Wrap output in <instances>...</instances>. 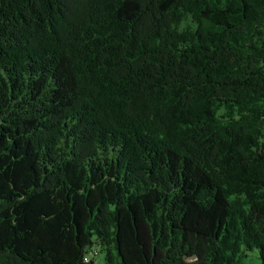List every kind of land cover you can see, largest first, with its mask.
<instances>
[{"label":"trees","instance_id":"16d2710c","mask_svg":"<svg viewBox=\"0 0 264 264\" xmlns=\"http://www.w3.org/2000/svg\"><path fill=\"white\" fill-rule=\"evenodd\" d=\"M101 256L264 264V0H0V264Z\"/></svg>","mask_w":264,"mask_h":264},{"label":"rangeland","instance_id":"374dc122","mask_svg":"<svg viewBox=\"0 0 264 264\" xmlns=\"http://www.w3.org/2000/svg\"><path fill=\"white\" fill-rule=\"evenodd\" d=\"M190 22L187 21V22H184L183 23V26H187ZM254 255V254H252ZM102 263V256L98 259V264H101ZM247 264H250V263H253V264H258L259 263V260L257 258H255V256H252L251 259L247 260L246 261Z\"/></svg>","mask_w":264,"mask_h":264}]
</instances>
